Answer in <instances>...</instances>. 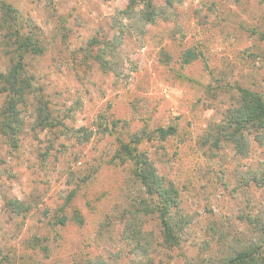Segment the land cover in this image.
<instances>
[{
    "label": "rangeland",
    "instance_id": "374dc122",
    "mask_svg": "<svg viewBox=\"0 0 264 264\" xmlns=\"http://www.w3.org/2000/svg\"><path fill=\"white\" fill-rule=\"evenodd\" d=\"M4 1L44 50L24 102L0 80V264H224L261 242L264 126L236 146L229 121L240 89L264 98V0H154L150 23L129 0ZM141 153L176 191L171 244Z\"/></svg>",
    "mask_w": 264,
    "mask_h": 264
},
{
    "label": "trees",
    "instance_id": "16d2710c",
    "mask_svg": "<svg viewBox=\"0 0 264 264\" xmlns=\"http://www.w3.org/2000/svg\"><path fill=\"white\" fill-rule=\"evenodd\" d=\"M177 0H162L164 6H171ZM136 4H142V18L146 22H154L162 13L163 7L157 5L154 0H129L125 11H132ZM126 11V12H127ZM0 17L5 25V34L1 37L3 52L10 59V66L3 73H0L1 90L7 92L9 99L17 97L14 101V107L17 103L25 101V96L32 91V83L26 75L25 57L33 54H41L44 45L39 37L31 31L26 32L23 26L18 23L16 9L4 0L0 2ZM196 53L188 50L183 54V61L190 62L196 58ZM231 114L230 127L234 130L229 134L233 141L240 145L241 129L255 128L264 126V98L247 89H240V101ZM38 116V115H37ZM40 116V113H39ZM173 132V128L161 129V138H165ZM137 140V139H135ZM124 149L129 151V145H123ZM136 149V148H135ZM241 149V148H240ZM127 152V151H126ZM130 159H134L137 166L134 174L140 182L146 187V192L155 196L159 201L157 203L160 212L159 224L163 240L166 243L175 241V226L178 224L171 213L177 206L175 190L171 186H162L157 173L149 163L143 153L128 154ZM17 211H28L29 206L24 203L14 202L13 205ZM64 224L63 220H60ZM261 242H249L242 246L232 257L225 259L224 264H264V221L260 222Z\"/></svg>",
    "mask_w": 264,
    "mask_h": 264
}]
</instances>
